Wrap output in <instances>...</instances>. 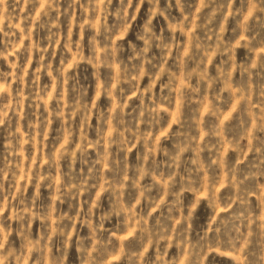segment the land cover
Instances as JSON below:
<instances>
[{
  "label": "rangeland",
  "instance_id": "1",
  "mask_svg": "<svg viewBox=\"0 0 264 264\" xmlns=\"http://www.w3.org/2000/svg\"><path fill=\"white\" fill-rule=\"evenodd\" d=\"M0 264H264V0H0Z\"/></svg>",
  "mask_w": 264,
  "mask_h": 264
}]
</instances>
